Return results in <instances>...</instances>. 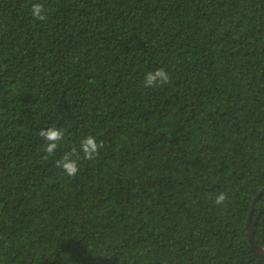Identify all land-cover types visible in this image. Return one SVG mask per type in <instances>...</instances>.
I'll use <instances>...</instances> for the list:
<instances>
[{"label":"trees","instance_id":"1","mask_svg":"<svg viewBox=\"0 0 264 264\" xmlns=\"http://www.w3.org/2000/svg\"><path fill=\"white\" fill-rule=\"evenodd\" d=\"M262 188L264 0H0V264H264Z\"/></svg>","mask_w":264,"mask_h":264},{"label":"clouds","instance_id":"2","mask_svg":"<svg viewBox=\"0 0 264 264\" xmlns=\"http://www.w3.org/2000/svg\"><path fill=\"white\" fill-rule=\"evenodd\" d=\"M32 15L36 18H42V6L40 4L32 5ZM168 76L163 69H156L155 71H149L145 74L144 84L145 86H151L154 83L166 81ZM43 135L47 138L49 143L47 144V151L51 153L56 147V141L60 138V130L56 128H49L43 132ZM99 145L95 142L93 136H86L80 142V148L82 149L85 158H91L98 149ZM60 166L65 170L68 175H73L77 171V161L65 155V157L59 161ZM225 199L224 193H219L216 196V202L219 203Z\"/></svg>","mask_w":264,"mask_h":264},{"label":"water","instance_id":"3","mask_svg":"<svg viewBox=\"0 0 264 264\" xmlns=\"http://www.w3.org/2000/svg\"><path fill=\"white\" fill-rule=\"evenodd\" d=\"M264 192V188H262L257 196L252 200V203H251V210H250V214L247 218V222H246V228H247V234H248V240H249V243H250V246L255 250L257 251L260 255H262L264 257V248H262L261 246H259L256 241L254 240V236H253V224L250 223V215H251V212L253 211V208H254V204H255V201L257 199V197L262 193Z\"/></svg>","mask_w":264,"mask_h":264}]
</instances>
